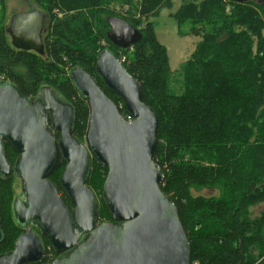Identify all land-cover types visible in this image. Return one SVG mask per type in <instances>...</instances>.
Here are the masks:
<instances>
[{"label":"trees","instance_id":"16d2710c","mask_svg":"<svg viewBox=\"0 0 264 264\" xmlns=\"http://www.w3.org/2000/svg\"><path fill=\"white\" fill-rule=\"evenodd\" d=\"M35 1L51 18L45 54L15 48L5 20L1 21L0 83H13L27 97L38 96L43 88L51 90L73 107L72 134L84 141L89 101L71 78L75 66L89 72L129 117L123 99L105 87L96 71L99 54L113 52L139 81L143 101L157 113L154 159L165 171L161 187L179 209L192 264H264V210L254 221L246 212L248 203L264 202V0L184 3L173 17L180 27L187 20L191 25L189 33L179 32L201 37V41L177 72L169 65L167 48L158 40L153 20L162 9L171 8L173 0ZM114 2H119L121 13L111 9ZM55 10L63 16L58 17ZM110 16L122 17L138 29L144 22L139 29L142 38L127 49L114 45L107 37ZM49 125L52 128L51 119ZM54 134L59 137L58 132ZM4 147L14 166L18 152L6 142ZM62 167L52 176L61 190L57 180ZM95 167L105 173L103 185L108 173L107 167L92 159L86 180L91 188ZM12 177L0 175V187L10 186ZM203 187L222 193L218 197L193 195V189ZM9 192L6 188L2 193L0 188V255L13 251L25 231L16 217L17 195L11 211H4L2 203ZM62 196L70 204L64 192ZM101 201L99 222L113 221L102 197ZM34 229L41 234L47 253L38 264H51L58 254L40 228Z\"/></svg>","mask_w":264,"mask_h":264},{"label":"water","instance_id":"95a60500","mask_svg":"<svg viewBox=\"0 0 264 264\" xmlns=\"http://www.w3.org/2000/svg\"><path fill=\"white\" fill-rule=\"evenodd\" d=\"M44 19L39 10L14 15L8 29L12 45L44 55ZM108 23L107 37L117 47L127 49L142 38L122 17L110 16ZM96 71L105 87L123 99L129 117L89 72L75 66L71 78L89 101L85 142L72 134L73 107L51 90L43 88L38 98H29L13 83H0V175H18L26 198L15 204L17 220L26 230L13 251L0 255V264L45 259L43 240L32 226L40 228L59 254L51 264H192L179 209L163 191L165 171L154 159L157 113L143 101L139 81L113 52L99 54ZM5 142L19 153L14 166L7 160ZM92 159L108 169L101 197L113 221L99 222L100 201L86 184ZM62 161L67 164L60 185L70 204L50 179Z\"/></svg>","mask_w":264,"mask_h":264},{"label":"rangeland","instance_id":"374dc122","mask_svg":"<svg viewBox=\"0 0 264 264\" xmlns=\"http://www.w3.org/2000/svg\"><path fill=\"white\" fill-rule=\"evenodd\" d=\"M187 1L188 0H173V5L171 8L162 9L159 15L153 18L156 36L158 40L167 48L169 65L174 72H177L181 68L183 63L186 62L191 57L192 53L196 49L197 44L201 41V37L193 36L192 34H187V33L185 35L180 34L179 32L180 29L181 31H185L189 33V28L191 25L190 20H187L186 23L182 25V27H180L175 17H173V14L176 13L177 10ZM193 1L200 2L201 0H193ZM33 4L40 8V6L37 4L35 0H33ZM121 8L122 7L120 6L119 2H114L111 4V9L113 10L116 9L118 12H120ZM25 9H26V5L24 3V0H0V22L1 21L3 22L5 20V24L9 25L12 15L15 12ZM229 9L230 6H227V11ZM55 13H57L58 17L63 16V13L59 10H55ZM47 15L48 16H47L46 27L48 29L51 18H50V14ZM138 26L139 29L143 28L144 22H141ZM102 43L104 44V41H102ZM104 175L105 173L104 172L101 173L100 168L98 167L94 168L92 188L96 192L100 204H102L101 191L103 187ZM21 186H22V181L18 175L12 179L10 186L1 185L0 188L2 193L6 192V188H8V190L10 191L12 190L11 195L9 192L6 197L7 201H4L2 203L5 212L9 213L11 211V206L15 196L20 195V193L22 192ZM221 193H222L221 189H215V188L213 189V188L203 187L198 190L193 189V195L195 196L203 195L206 197H210V196L218 197L221 195ZM246 207H247L246 209L247 215L254 221L263 212L264 202L262 201L251 202L248 203ZM102 221L103 219L100 222ZM6 225L7 228L9 229V234L13 235L14 232L12 230V227L11 225H9L7 221H6ZM258 232H256V234H259ZM260 246H262L261 243ZM195 264H200V263H195Z\"/></svg>","mask_w":264,"mask_h":264},{"label":"flooded vegetation","instance_id":"af4514ba","mask_svg":"<svg viewBox=\"0 0 264 264\" xmlns=\"http://www.w3.org/2000/svg\"><path fill=\"white\" fill-rule=\"evenodd\" d=\"M24 3H25V5H26V9L25 10H21V11H18V12H15L13 15H12V17H11V19H10V24L9 25H6L5 24V27H6V31H7V34H8V37H9V40H10V42H11V44H12V38H11V34H10V32L8 31V29H9V27H10V25H11V22H12V19H13V16L14 15H16V14H19V13H29V12H34V11H36V10H39V11H42V12H44L42 9H40L38 6H35L34 4H33V0H24ZM45 13V19H44V22H43V29H42V41H43V44H44V47H45V36H46V33H47V27H46V24H47V14H46V12H44ZM20 50V49H19ZM28 52H34V51H28ZM34 53H36V52H34ZM37 54V53H36ZM39 55V54H38ZM41 56H43V55H41ZM36 96H34V97H29V98H35ZM39 97H42V99H44V102H45V95H44V92H42L41 93V95L39 96ZM37 98H38V96H37ZM19 154V153H18ZM18 157H19V155H18ZM17 157V158H18ZM17 160V159H16ZM66 164H67V162L66 161H62L61 163H60V165L59 166H63L62 167V171H61V174H60V177H59V179L57 180V181H60V179H61V176H62V173H63V171H64V168H65V166H66ZM15 165V164H14ZM58 166V167H59ZM57 169V168H56ZM56 171V170H55ZM54 171V172H55ZM54 172L50 175V179H52V176H53V174H54ZM15 176H17L16 174H13V177L12 178H14ZM55 182V181H54ZM58 186V185H57ZM22 187V186H21ZM59 191H60V193L61 194H63V192H62V190L61 189H59ZM18 198H19V200L18 201H21V202H25L26 201V198H25V194H24V192H23V189H22V192L20 193V195H18L17 196ZM68 202V201H67ZM33 228H34V226H32ZM24 229L26 230V226H24ZM35 230V229H34ZM36 231V230H35ZM37 232V231H36ZM38 233V232H37ZM39 235H41L40 233H38ZM42 238V237H41ZM46 255H45V257L47 256V253H45ZM64 255V254H63ZM58 256H59V254H58Z\"/></svg>","mask_w":264,"mask_h":264}]
</instances>
